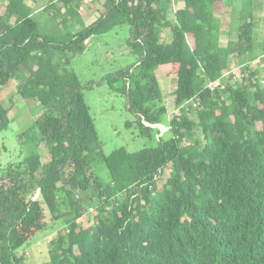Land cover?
<instances>
[{"label": "trees", "instance_id": "trees-1", "mask_svg": "<svg viewBox=\"0 0 264 264\" xmlns=\"http://www.w3.org/2000/svg\"><path fill=\"white\" fill-rule=\"evenodd\" d=\"M27 1L0 8V92L23 68L29 72L19 92L46 110L35 124L48 157L33 150L0 178V264H22L15 251L46 230V207L67 224L50 242V264H264V66L244 64L255 56L264 62V33L255 39L258 0L233 10L236 37L224 43L216 13L226 0H184L173 19L178 0H92L100 17L64 40L43 30ZM62 1L63 22L79 15L83 0ZM124 24L137 65L110 83L123 79L141 134L154 137L152 125L168 113L158 66L170 65L176 76L180 113L156 146L108 158L79 77L60 69L56 55L82 53L92 35ZM167 28L172 38L164 41ZM233 59L241 60V81L225 74ZM9 126L0 98V132ZM99 162L109 166L107 183ZM167 167L160 188L156 177ZM88 204L95 213L84 226Z\"/></svg>", "mask_w": 264, "mask_h": 264}, {"label": "rangeland", "instance_id": "rangeland-1", "mask_svg": "<svg viewBox=\"0 0 264 264\" xmlns=\"http://www.w3.org/2000/svg\"><path fill=\"white\" fill-rule=\"evenodd\" d=\"M233 1H236L235 5ZM91 2V0H85L84 9L88 8ZM181 2L184 3V0ZM257 2L255 39L259 42L264 33V0ZM48 3L49 0H42L41 5ZM226 3L223 12L218 11L216 13L222 22V43L236 37L230 24L235 25V22L232 21V13L233 10H236L235 8L240 7L241 0H226ZM55 4L62 6L59 1ZM100 4L99 2L98 6ZM176 6L173 5L169 9V17L172 19ZM88 12L81 13L79 11V15H75L74 19L59 25L56 22L42 25L43 30L52 33L51 37L55 39L64 40L69 33L81 31L88 25L82 20L79 22V26L76 25ZM129 37L130 26L124 24L107 33L92 35L82 53L72 55L67 52L56 55L60 69L72 70L79 77L84 87L85 101L94 120L102 149L108 158L120 149L127 152H137L144 147L156 146L157 138L168 133L170 120L180 113L175 105L176 76L171 73L170 65L158 66L155 73L163 91V103L167 107L168 113L161 117L162 124L152 125L156 129L154 137L150 138L141 134L139 126L135 123L134 115L127 107L126 98L120 91L124 85L123 79H118L113 84L110 83V78L116 76L120 70L137 65V56L125 49V43ZM171 38L172 31L169 28L164 29L162 39L169 41ZM249 63L260 69L264 66L261 56H255L249 61L246 60L244 64L248 65ZM241 65V60H231L230 68L225 71V74H233L236 79L241 81L243 79ZM28 76L29 72L23 68L16 77L9 80L0 92L1 102L9 110L10 118L9 128L0 132V178L10 165H20L33 150L40 153L43 161H46L48 157L47 145L45 142L39 141L40 135L35 124L36 120L46 113V110L38 100H25L19 92L20 84L24 83ZM261 83L264 85V79H261ZM191 103L193 102L187 103L184 109H188ZM189 115L190 118H195L193 114ZM128 123L133 125H128ZM201 134L202 129L197 128L196 137H200ZM95 170L104 182L109 181V166L106 162L97 163ZM169 174L170 168L167 167L157 175V185L160 188ZM94 209L93 204H88V212L79 219L84 226L92 223ZM46 211L48 214L46 230L39 233L30 243L15 251L18 257L23 258L22 264H50L51 240L67 231V224L64 221L54 220L47 207Z\"/></svg>", "mask_w": 264, "mask_h": 264}, {"label": "crops", "instance_id": "crops-1", "mask_svg": "<svg viewBox=\"0 0 264 264\" xmlns=\"http://www.w3.org/2000/svg\"><path fill=\"white\" fill-rule=\"evenodd\" d=\"M57 1L62 3V6H57V4H55V2ZM84 1L85 0L82 1L81 7L80 9H78V11H80L81 13L85 11H89V12L88 14L84 16V18H81L76 23L77 26H79V22L81 20L83 23L91 25L93 22H95L100 17V14H101V10L98 9V7H94L95 2H93L92 0H91L92 2L90 6L84 9ZM8 2L9 0H0V8L6 6ZM41 2L42 0H28L27 1V4L31 6L33 9L32 15L34 18H36L43 26L45 24H52L53 22H56L58 25L60 23H63L62 14L66 11L67 7L66 5H64V2L62 0H49V3L46 5H41ZM177 2L175 3V6L177 5L179 8L184 6V3H182L181 0H178ZM52 4H55V5L53 7H49ZM47 34L51 35L52 33L47 32Z\"/></svg>", "mask_w": 264, "mask_h": 264}, {"label": "water", "instance_id": "water-1", "mask_svg": "<svg viewBox=\"0 0 264 264\" xmlns=\"http://www.w3.org/2000/svg\"><path fill=\"white\" fill-rule=\"evenodd\" d=\"M127 51H129L130 50V48L128 47V46H126V48H125Z\"/></svg>", "mask_w": 264, "mask_h": 264}]
</instances>
